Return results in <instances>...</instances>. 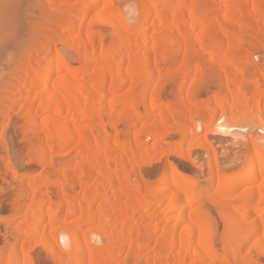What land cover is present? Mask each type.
Segmentation results:
<instances>
[{
	"label": "bare ground",
	"instance_id": "6f19581e",
	"mask_svg": "<svg viewBox=\"0 0 264 264\" xmlns=\"http://www.w3.org/2000/svg\"><path fill=\"white\" fill-rule=\"evenodd\" d=\"M117 1L45 0L42 8L52 17L53 4L61 8L52 19L61 29L58 39L52 38L55 29L33 41L2 83L0 124L16 120L14 129L24 132L28 167L19 175L5 159L15 182L7 214L17 218H0V232L9 238L0 247V264H39L27 235L44 239L53 264H252L254 250L264 256L259 144L246 147L241 169L224 171L215 162L204 182L185 173V162L201 173L193 160L195 150L205 147L197 131L204 129L208 139L226 130L213 126L199 105L213 101L221 113L230 110L227 128L236 114L245 121L254 117L255 128L264 122V71L251 64V73L245 72L251 53L264 44V0H139V28L126 22ZM100 21L120 35L106 40ZM19 22L5 21L0 41L9 31L19 34ZM5 50L0 45V56ZM206 57L212 71L196 87L219 85L224 91L202 98L185 87ZM177 62L181 66L173 69ZM253 72L261 85L252 88ZM176 81L178 89H169L166 101L164 91ZM126 86L130 90L120 94ZM247 90L251 94L243 95ZM57 152L64 157L60 163ZM37 165L40 174L31 177ZM143 166L151 168L146 172L152 184ZM208 197L219 202L221 245L205 211Z\"/></svg>",
	"mask_w": 264,
	"mask_h": 264
},
{
	"label": "rangeland",
	"instance_id": "374dc122",
	"mask_svg": "<svg viewBox=\"0 0 264 264\" xmlns=\"http://www.w3.org/2000/svg\"><path fill=\"white\" fill-rule=\"evenodd\" d=\"M44 1L45 0H0V21L4 17L10 18V21L8 20L9 18L6 20L3 19V22L2 23L0 22V27L2 26L5 27L6 25L5 21L7 22V24H10V22L13 23V21L16 18V20L20 21L19 22V26H20L19 34L23 36V37H18L19 38V41H18L17 36L19 34H17V32H14L13 34L12 31L11 32L9 31L13 35H15L14 37L16 38V42H14L15 38H13L14 43L11 42L12 41L11 37L13 35H11L9 32L7 35H10V37L6 36V39H4L5 42L3 41L4 43L2 42V40L0 41L1 47H3V49L6 47V50L4 51L3 55L0 56V91L2 90L0 92L1 93L0 95H2L4 91V89L2 88L3 81H6L10 78L11 76L10 73H12V70L16 66L15 63H17L21 59L22 56H25L26 49H28V46L30 48V46L32 47L33 44L35 45L39 41V39L41 41L43 38L45 39V37L48 38V36H50L48 34H50V32L51 33L55 32V29L58 28V27H55L53 18H56L55 13L57 14L61 9V8L58 9L60 7L59 3L56 2L53 4V7H55V9L53 10L54 16L52 17V14H50L48 10L42 8V4ZM117 2L119 3V4L117 3V6L119 5L118 11L125 18L126 22L132 27L139 28L140 24H139L138 19L141 15L140 1L139 0H118ZM94 13H96V11H94ZM1 17L3 18L1 19ZM97 25L99 27V30L102 33V36L106 40H109L113 37H118L120 35L117 28L113 25H107V23L104 24L101 21L98 22ZM3 28H1L0 30L2 31ZM58 29L61 30L60 28ZM58 29H56L57 32L54 33L56 35L54 34L52 35L53 39L55 38L54 36H56L55 39H58V34H57L59 33ZM51 30H53V32ZM0 35H2L1 32H0ZM35 35L39 36L40 38H37ZM7 38H11L9 39L10 41H8ZM34 38H36V40ZM10 42L11 44L12 43L13 44L11 45ZM32 42L33 44H31ZM56 42H58V40ZM58 43L57 45H59L60 47L61 45ZM68 48L70 47L68 45L66 46V44L65 45L63 44L61 47V49H63L66 56L69 58V60L72 61L75 58L74 63H77L75 53L73 51H70V49ZM96 56L97 55H94V57ZM208 61H209L208 57L204 58L203 62H201V69H199L197 73L193 71L190 73V76L188 78V81L186 82V87H185L186 90L189 89L190 87H194L195 89H197V91H199V93H201L202 98L209 97V95L213 91L217 92V94H222L224 91V87L223 86L219 87V85L210 86V87H207V86L196 87L195 85L196 82L202 81V79L205 80L206 77L208 78V76L211 74L212 70L210 68H206V65L210 66L208 64ZM249 61L250 62L247 64V67H245L246 73H251V70H250L251 64L257 65L260 68V70L264 71V44L262 48H260L258 51H253V53H251V56L249 57ZM180 66H181L180 62H177L173 66V69H177ZM258 83H259V79L257 76V72H253V80H252V83L250 84V87L253 88V87L260 86L261 84L258 85ZM178 84H179V81H176V83H174L173 86L168 87L167 92L166 90L164 91V96L166 98V101H169L171 99L172 97L171 93L178 89ZM169 89L172 90V92ZM129 90L130 88L126 86L122 88L119 91V93L122 94V93L128 92ZM251 92L252 90L250 91L247 90V92L246 93L244 92L243 95L248 96L249 94H251ZM260 100H259V103H261L260 104L261 107H264V97H262ZM255 102L256 101L252 100L249 102V104L255 103ZM199 108H201L202 111L205 110L208 113V115L213 118V126L220 125L222 127L226 125V130L222 134L221 132L219 133L217 132L216 134L214 133L211 136H209L208 139L203 138V135L205 133L204 129L197 131V137L200 139L199 144L205 147H200L195 150V152L193 153V160L196 162L197 165L199 164L198 166L201 167L202 171H200L201 173H199V170L192 168L190 164L185 162V164H187V166L189 167L185 171L187 175L194 176L195 179L197 178V181L199 182H204L208 178L207 177L208 175L206 174L209 173L211 167L215 166V162L217 166L224 171L234 169L235 167H236L235 169L237 170L241 169L242 162L245 160L246 155H247L246 147L250 144H253L252 142L257 143V145L259 144L258 147L261 150V152H263L264 154V132L261 131L263 129L262 127L264 126V122L261 123V127L259 126L258 128H255L254 127V123H255L254 117H251L249 120L245 121L244 119L240 117V115L242 114H236V116H234L236 122H234V125L232 127L227 128L228 122H230V119L232 118L230 110L223 108V113H221L220 107L218 106L217 103L213 101H209L205 104H201L199 105ZM15 121H13V123L11 121L10 125L6 121H3V124H0V207H1L0 208V218L7 217V215H10L12 217L14 216L13 214H7L8 211L11 209L10 207L12 205V202L9 200H11V197H12L11 194H13L12 191L14 190L13 186H15L14 180L11 178V176H8L6 172L8 171V166L5 160L7 155H8V158H9V161H10V164L13 170L19 175H22L24 171L27 169L26 167H28L26 165L27 162H25V159H26L25 154L27 153V151L23 144L24 141L22 142V139H21V138H24V136H22L24 132L23 134H21L20 128L19 130L17 129L18 131L14 129L13 124H15L14 123ZM6 123L8 124V127ZM19 131L20 133H18ZM124 135L125 133L123 134V136ZM259 138H263V139L259 140ZM174 140H175L174 138L171 139L169 143L173 144V142H175ZM261 141H263L262 144H261ZM145 142L147 143L148 146H152L153 144L152 139L146 138ZM2 143L7 144L6 147ZM164 146H162L161 148H164ZM57 154L60 155V157ZM55 155L56 157L59 158L57 159L59 163H60V160L64 159V157L61 158L62 157L61 152H57L55 153ZM171 159L172 158H170L169 160L174 161L175 158L172 160ZM167 160L168 158L164 157L163 161L166 162ZM59 163H58L59 165L58 168L62 166V164L60 165ZM237 167H240V168L238 169ZM31 168H33L34 171L31 172L30 176L34 178L38 177L42 169L41 166L39 167L37 165V166H32ZM179 168L182 170L181 166H179ZM142 169H146V170L144 171ZM140 171L142 174L144 173L143 176H145L146 178V176L148 175L147 172H150L151 168L147 166H143V167H140ZM151 178L150 176H147L146 180L148 181L149 184H152L155 180L154 178L153 179ZM208 198H205L204 201L205 202L207 201V203H209V200H210L211 205L210 206L206 205L207 207L205 211L210 216V219L213 220L214 223L213 222L212 223L215 224L217 228V231H218L217 234L219 235V237L217 236V238H218V242H220L219 244L221 245L222 241L219 238L221 239L223 238L222 236H223V232L225 229H224V223L222 221L221 214H219L220 213L219 208H217V204H216L219 202H216L210 198L208 200ZM212 202L213 203L215 202V203L213 204ZM15 215L16 216L14 217L17 218V214ZM18 217L20 216L18 215ZM16 221L17 222L15 223L18 224V220ZM48 230L49 229H47V232ZM1 235L3 234H1L0 232V247L5 245L9 241L8 237L3 235L1 238ZM4 236L6 239L4 238ZM26 238L28 239V241H31V247H32L31 254L34 260H36L39 264H53L50 256H48L47 252H45L46 245H45L43 238L37 237L33 240H30L28 235L26 236ZM256 239L257 237L253 236L250 243L251 244L254 243ZM59 241L61 245H63L62 237H59ZM253 253H255V257H253L252 259V264H263L264 256L258 250H254ZM256 255L258 256L257 259H256Z\"/></svg>",
	"mask_w": 264,
	"mask_h": 264
},
{
	"label": "clouds",
	"instance_id": "9594fccd",
	"mask_svg": "<svg viewBox=\"0 0 264 264\" xmlns=\"http://www.w3.org/2000/svg\"><path fill=\"white\" fill-rule=\"evenodd\" d=\"M94 239H95V242H96V243H100V242H101V240H100L99 237H94Z\"/></svg>",
	"mask_w": 264,
	"mask_h": 264
}]
</instances>
